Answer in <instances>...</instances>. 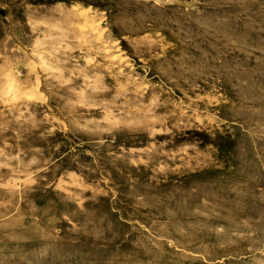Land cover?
<instances>
[{
    "label": "rangeland",
    "instance_id": "1",
    "mask_svg": "<svg viewBox=\"0 0 264 264\" xmlns=\"http://www.w3.org/2000/svg\"><path fill=\"white\" fill-rule=\"evenodd\" d=\"M0 264H264V0H0Z\"/></svg>",
    "mask_w": 264,
    "mask_h": 264
}]
</instances>
